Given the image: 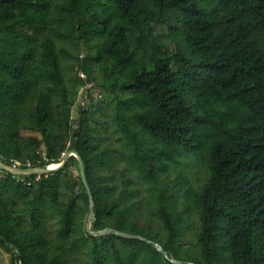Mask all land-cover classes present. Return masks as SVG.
<instances>
[{
    "label": "trees",
    "instance_id": "16d2710c",
    "mask_svg": "<svg viewBox=\"0 0 264 264\" xmlns=\"http://www.w3.org/2000/svg\"><path fill=\"white\" fill-rule=\"evenodd\" d=\"M59 44L92 53L80 58ZM64 56L86 77L76 78L78 87L96 84L98 75L109 90L119 150L102 148L90 110L77 106L70 129ZM43 84L53 88L38 96L31 153L23 155L17 116ZM53 93L64 107L62 135ZM1 128L3 165L43 170L59 154L75 153L90 197L82 181L74 195L60 170L0 175V264H65L64 252L43 254L49 209L58 215V242L87 248L88 264H264V0H0ZM120 160L118 197L113 168ZM181 161L202 169L207 182L196 193L188 188L178 211L177 185L167 175ZM131 174L147 187L157 232L134 225L124 206V196L137 194L125 177ZM5 201L30 204L31 228L20 237ZM91 206L94 234L74 239ZM186 210L200 225L190 250L183 245ZM104 222L134 238L101 235Z\"/></svg>",
    "mask_w": 264,
    "mask_h": 264
},
{
    "label": "rangeland",
    "instance_id": "374dc122",
    "mask_svg": "<svg viewBox=\"0 0 264 264\" xmlns=\"http://www.w3.org/2000/svg\"><path fill=\"white\" fill-rule=\"evenodd\" d=\"M47 34L48 32L45 31L44 34L38 36V38L42 40L43 37ZM58 48L61 51L66 50L73 55L77 53L80 58H83L84 56L90 55L92 53V49L71 48L66 44H59ZM65 58L66 56H64L63 58V61L65 60L63 63V75L67 89L68 110L71 113L69 123L70 129L75 130L77 128V115L75 113V109L77 106L80 107L81 110H90L93 117L96 119V122L98 123L101 131L102 139L98 137V140L100 143H103L102 148H112L119 150V146L117 144L118 135L116 133V127L111 121V103H113V99L111 94L109 93V90L106 87L102 86V79L98 75H96V84H86V86L83 88L78 87L76 78L78 77L79 79L85 80L86 77L82 72H79L78 76H76L72 70V65L74 62L71 59ZM51 88H53L52 85L43 84L38 89V92H36L30 98V100H28V105L26 106L27 109L24 110L23 108V110L19 111L18 113V125L16 126L18 137L15 141L21 145L23 155H30L31 153L29 139L35 135V131L31 128L32 126L30 119L37 107L38 96L47 93L48 89ZM51 108L54 113L56 129H60L58 133L62 135L64 132L65 114L63 112L64 107L62 106L61 99L56 93L51 94ZM0 140L3 142L5 147L8 148L7 139L5 138L3 128L0 129ZM37 152L44 153V149L40 148ZM67 154L68 152L59 154L57 163L52 165L60 166L65 162L63 168L60 170L63 173L61 178H63L68 183V186L72 189L74 195H80L84 189L80 185L82 177L80 174L78 160L74 155L66 160ZM125 167L126 164L122 160H120V163H117L113 168V172L116 175V178H114V185L116 187V196L118 197V193L122 189L121 176L119 174L122 172V170L125 169ZM184 175H187L188 178L184 179ZM125 177L136 183L135 186H133V189L134 191H137V194L133 195L132 197H128L130 195H126L123 198L124 206L130 207L132 213L134 214V218H132L133 224L141 229L147 228L151 229L153 232L159 231V225L152 215V211H154V208L147 193V187L143 186L136 178V176L132 174L129 176L126 175ZM167 179L169 182H171L172 185H177V187L173 189V193L176 195V198L178 200V211L184 209L183 204L186 202L185 192L187 191V189L190 188L194 193L199 192L200 188H202L203 185H205V183L207 182V177L203 170L193 164L191 161H181V164L178 167H174L171 169L170 173L167 175ZM183 180H185V183L182 184ZM69 195V192L65 191L64 189L61 190L60 201L62 203H65ZM5 204L7 207L8 215L12 218L11 228L17 232V236L20 237L21 235L27 233L31 228L30 204H12L9 201H5ZM183 219L186 223L184 227V229L186 230V236L183 240V245L186 249L190 250L191 248H193L194 237L195 234L199 231L200 225L198 224L196 216L194 214H191L187 210L183 215ZM93 221V216H90L89 211L83 212L78 218V232L74 236V239H78L82 234H94L93 232H91ZM16 225H18L17 228L15 227ZM103 225H105L106 229L100 232V234H109L111 231H109L108 228L112 227L113 223L104 222ZM58 228V215L53 209L47 210L45 212V218L40 230V236L46 239L48 243L47 249L43 250L44 256L46 258H51L64 252L66 253L65 264H88V249H71V245L69 242H58Z\"/></svg>",
    "mask_w": 264,
    "mask_h": 264
},
{
    "label": "water",
    "instance_id": "95a60500",
    "mask_svg": "<svg viewBox=\"0 0 264 264\" xmlns=\"http://www.w3.org/2000/svg\"><path fill=\"white\" fill-rule=\"evenodd\" d=\"M72 155H74V156L77 158V160H78V164H79V167H80V174H81V177H82V183H83V185H84V189L86 190L87 195L90 197V193H89V191H88V188H87L86 183H85L84 178H83V172H82V168H81V163H80V158H79V156L76 155L75 153L68 152V154H67V156H66V160H67L69 157H71ZM66 160H65V161H66ZM64 164H65V162H64L62 165L57 166V167L54 168V169L48 167V168H46V169H43V170L40 169V170H38V171H34V170H19V169H11V168H7V167L3 166L1 163H0V168H1L3 171H5V172H7V173H9V174H12V175H23V174H51V173H54V172H57V171L61 170V169L63 168ZM90 202H92V201L90 200ZM91 204H92V203H91ZM89 214H90V216H92V206H91L90 209H89ZM110 234H116V235H118V236L126 237V238H134V237H131V236L121 235V234L115 233V232H113V231H111ZM153 245L158 249V251L160 252V254H161L165 259H167V258L165 257L164 252L160 249V247H159V246H156L155 244H153ZM12 247H13V246H11V248H12Z\"/></svg>",
    "mask_w": 264,
    "mask_h": 264
},
{
    "label": "built area",
    "instance_id": "2783aa9c",
    "mask_svg": "<svg viewBox=\"0 0 264 264\" xmlns=\"http://www.w3.org/2000/svg\"><path fill=\"white\" fill-rule=\"evenodd\" d=\"M1 163V162H0ZM2 164V163H1ZM3 165V164H2ZM3 166H5V165H3ZM5 167H7V168H11V169H19V170H34V171H38L39 169H32L31 167H30V165L29 164H26L25 165V168H22V166H21V164L20 163H18V162H13L12 163V165H10V166H5ZM50 167V166H49ZM48 168V167H47ZM5 173H7V172H5V171H3L1 168H0V175L2 176V175H4ZM9 174V173H8ZM23 175H30V174H23Z\"/></svg>",
    "mask_w": 264,
    "mask_h": 264
},
{
    "label": "bare ground",
    "instance_id": "6f19581e",
    "mask_svg": "<svg viewBox=\"0 0 264 264\" xmlns=\"http://www.w3.org/2000/svg\"><path fill=\"white\" fill-rule=\"evenodd\" d=\"M56 167H57V165H52V166H50L49 168L54 169V168H56Z\"/></svg>",
    "mask_w": 264,
    "mask_h": 264
}]
</instances>
